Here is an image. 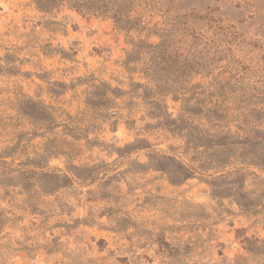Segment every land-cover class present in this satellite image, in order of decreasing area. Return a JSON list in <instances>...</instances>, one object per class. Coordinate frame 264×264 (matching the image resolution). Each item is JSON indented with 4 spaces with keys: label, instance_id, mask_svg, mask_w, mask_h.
Here are the masks:
<instances>
[{
    "label": "rangeland",
    "instance_id": "1",
    "mask_svg": "<svg viewBox=\"0 0 264 264\" xmlns=\"http://www.w3.org/2000/svg\"><path fill=\"white\" fill-rule=\"evenodd\" d=\"M161 1L159 9L138 1L146 29L129 32L66 6L0 0V152L59 171L0 178V264H264V172H194L173 182L155 158L198 165L181 153L183 137L140 98L105 99L106 84L147 82L123 59L130 40H161L154 27L166 8L167 20L194 7L242 30V41L191 83L212 90L231 78L221 94L233 108L235 77L264 92V0ZM157 92L177 116L181 96ZM252 243L261 249L250 251Z\"/></svg>",
    "mask_w": 264,
    "mask_h": 264
},
{
    "label": "trees",
    "instance_id": "2",
    "mask_svg": "<svg viewBox=\"0 0 264 264\" xmlns=\"http://www.w3.org/2000/svg\"><path fill=\"white\" fill-rule=\"evenodd\" d=\"M31 1L43 11L66 6L81 15L107 17L119 29L129 32L146 29L142 16L134 10L138 1H143L149 9L164 7L161 0ZM164 14L165 22L158 28L154 27L160 31L161 40L152 43L142 38L132 39L123 59L128 73L139 72L147 82L132 80L128 90L111 88L106 84L105 99L111 101L124 94L134 100L140 98L148 106L151 117L161 118V123L171 132L183 137L181 153H189L190 161L197 157L198 165H188L170 154L155 158L154 167L167 172L173 182L186 180L194 172H264V92L254 91L255 86L249 84V76L235 77L232 99L238 100V104L233 108L234 101L221 94L231 78L221 83H209L216 86L212 90L204 89L202 84L191 83L195 75L209 74L221 54L229 51L233 41L236 44L242 41L241 28L228 24L224 15L216 17L210 11L199 12L194 7L178 16L168 17V20L167 8ZM260 37L264 39V35ZM149 82L155 88L149 86ZM157 89L167 91L177 99L181 96L182 104L177 116L163 110L165 107L155 97L159 96ZM137 104L136 101L130 102V105ZM6 155V151L0 152V178L3 181L32 172H42L43 176L55 175L47 172H59L48 170L39 159L27 158L16 163L7 160ZM234 174L243 178L241 173ZM220 178L224 180L226 176L222 174ZM209 184L213 185L212 182ZM59 187L61 184L56 183L53 189ZM250 245V251L261 249V245Z\"/></svg>",
    "mask_w": 264,
    "mask_h": 264
}]
</instances>
